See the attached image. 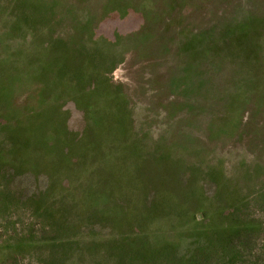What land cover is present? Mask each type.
Instances as JSON below:
<instances>
[{"label": "rangeland", "instance_id": "rangeland-1", "mask_svg": "<svg viewBox=\"0 0 264 264\" xmlns=\"http://www.w3.org/2000/svg\"><path fill=\"white\" fill-rule=\"evenodd\" d=\"M0 264H264V0H0Z\"/></svg>", "mask_w": 264, "mask_h": 264}]
</instances>
